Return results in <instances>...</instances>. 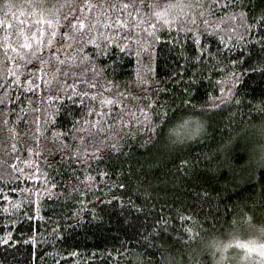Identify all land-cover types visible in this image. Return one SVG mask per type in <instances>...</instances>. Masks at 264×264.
<instances>
[{"label":"snow or ice","instance_id":"1","mask_svg":"<svg viewBox=\"0 0 264 264\" xmlns=\"http://www.w3.org/2000/svg\"><path fill=\"white\" fill-rule=\"evenodd\" d=\"M256 76L264 80V0H0V221L9 227L0 225V248L26 245L24 264H72L71 234L116 210L119 247L105 248L103 264L227 260L194 248L201 217L216 221L229 207L221 212L200 175L215 159L218 117L229 127L264 119V91H242ZM178 112L198 150L168 145L175 162L163 180L137 171L133 149L150 150ZM23 222L17 238L10 226ZM241 261L264 264V242L245 245Z\"/></svg>","mask_w":264,"mask_h":264},{"label":"trees","instance_id":"2","mask_svg":"<svg viewBox=\"0 0 264 264\" xmlns=\"http://www.w3.org/2000/svg\"><path fill=\"white\" fill-rule=\"evenodd\" d=\"M259 2L260 0H253L254 4ZM165 57H169L166 51L159 59L160 67L158 70L161 74L164 72ZM242 91L258 95L264 91V80L259 76L248 79L246 80V87ZM186 116V113L178 112L172 122L164 129L161 140L150 150H144L143 146L139 149H133V162L139 161L135 164L137 171L143 169L145 173L163 180L165 173L175 162L168 152V145L171 143L187 144L189 151L198 150L200 146L191 140H186L183 129L179 126L182 123L181 118H186ZM218 120L219 134L216 135L215 141L210 144L208 141H204L215 153V159L209 165V171L201 173L200 179L216 197L215 202L219 204L221 212H224L225 205L229 206L228 215L216 221L209 217L206 222L201 217L202 229L197 226L200 237L197 238L194 246L195 250L200 253H218L233 239V236L246 237L260 233L259 230L264 229V207L260 202L261 197L264 196V119L257 117L241 121L237 117L236 123L230 127L226 116L222 119L218 117ZM169 136H171V140H169ZM221 136L230 137V140L223 141V146H220ZM218 148L219 151L217 152ZM175 155L178 156L179 153ZM50 159L57 160L59 158ZM20 166L24 167L23 164ZM100 167L103 169L104 165L102 164ZM56 179L59 180V177ZM30 183L42 185L41 180H32ZM103 194V191L96 193L97 196ZM4 195H12V193L6 192ZM15 195H19V193H15ZM187 195L188 193H185V196ZM176 196L179 197V192ZM90 199L92 198L90 197ZM173 199L170 191L168 193L169 203H172ZM253 201H255V205ZM235 204H238V208L233 215L232 206ZM179 206L177 203L176 207ZM51 207L52 205L49 203L48 207L41 208V215H47ZM31 223L35 227L37 221L33 220ZM0 225L5 227V231L9 230L6 221H0ZM10 227L15 237L20 238L27 231L28 224L23 222L19 225L12 224ZM118 227V214L114 210L110 216L104 215L102 221L86 223L83 228L72 233L69 241L79 246L80 253L78 257L72 258V264H103L106 257L105 248L119 247L113 240ZM173 227L178 231H183L182 222L178 219L173 220ZM19 247L20 252L0 248V256L7 257L8 264H15L13 257H19L20 264H24L27 246L21 244ZM234 251V248L227 250L225 255ZM92 252L95 253V256L89 255ZM108 264H114V261H109Z\"/></svg>","mask_w":264,"mask_h":264},{"label":"rangeland","instance_id":"3","mask_svg":"<svg viewBox=\"0 0 264 264\" xmlns=\"http://www.w3.org/2000/svg\"><path fill=\"white\" fill-rule=\"evenodd\" d=\"M260 233H255L253 235H248L246 237H241L239 235L233 236L230 242L221 249L218 253H223L225 255V252L227 250H231L234 248V252L232 253H226L227 260L222 261L221 264H242L241 257L243 254V248L245 245H250L252 242H264V229L259 230ZM251 253H249L250 255Z\"/></svg>","mask_w":264,"mask_h":264}]
</instances>
